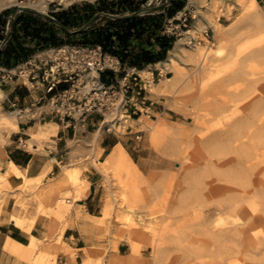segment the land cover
<instances>
[{"label":"rangeland","instance_id":"obj_1","mask_svg":"<svg viewBox=\"0 0 264 264\" xmlns=\"http://www.w3.org/2000/svg\"><path fill=\"white\" fill-rule=\"evenodd\" d=\"M19 1L24 4L39 3V0ZM163 3L165 0H153L151 4ZM192 3L196 9L194 12L191 10V23L187 29L180 31L182 35L176 37V41L180 38L186 40L183 46L188 54H192L193 48L187 44L191 35L198 37L196 45L206 44V37L211 42L208 45L215 48L216 32L210 21L218 23L229 31L232 40L226 43L223 55L229 58L221 62L223 66L215 62L212 73L231 77L237 70L242 75L239 79H242L228 84V95H210L204 99L199 91L198 67L185 58L178 59L175 66L181 69L179 64H182L185 67L179 79L168 83L170 89L163 95L164 113L151 117L146 115L165 127L181 124L192 130L183 161L168 138L162 135L154 137L141 130L138 123H128L126 129L121 126L109 130L110 122H106L97 147H89L96 131L83 133L75 139L80 140L76 157H71L68 141L67 147L62 148V158L55 172L49 177V173L43 175L45 168L39 174L34 169L29 171L31 177L39 179L31 191L9 193L7 201L0 193V202L12 203L15 207V210L7 211L0 204V217L5 220L12 216L38 220L36 227L42 233V240H38L33 264H58L59 252L68 255L77 253L67 246L60 249L56 244L61 230L72 225L70 220L71 212L76 208V202H73L76 188L69 184L57 189L64 204L61 207L48 205V209L39 206L36 194L50 186L64 166L86 167L84 176L87 177L89 171H94L92 159H104L99 157V147H102L106 137L126 148L139 166V171L125 167L118 168L109 177L100 173V207L96 215L104 216L103 204L107 199L114 209L109 217L90 221L91 227L101 233L98 242L90 244L97 264H264V137L258 143L255 128L249 130L252 133L249 139L239 138L233 133L252 105L264 99V55L260 53L264 50V28L251 25L255 11L264 18V0H259L255 8H249L248 0H192ZM18 8L19 5L14 4L1 12ZM188 30L191 32L187 36L184 32ZM232 57H237L242 64L232 65ZM161 73L162 79L176 75L174 67L165 72L162 68ZM141 75L153 81L152 74ZM156 80L149 88L152 93H155L154 84L160 82ZM0 112L1 115L11 114L3 111L1 102ZM108 119L111 120L109 115ZM194 121L197 123L195 127ZM37 122L39 125L50 121ZM138 134L141 135L140 140L136 138ZM57 141L58 133L51 137V141L30 151L46 157L51 163L50 151L56 150ZM243 141H247L248 147L257 151L258 156L254 155L249 161L240 159L236 152ZM218 148L224 150L218 152ZM234 169L242 170V182L231 181L228 175ZM219 171L226 176H218ZM251 193L259 195L245 200V208L233 213L231 201L244 200ZM257 203L261 207L260 213L256 211ZM137 218L144 219V223L140 235L134 237L132 226ZM247 220H259L262 233L259 242L244 248L226 236L229 229L222 231L221 228L243 224ZM133 242L137 245L136 250ZM16 264L31 262L19 260Z\"/></svg>","mask_w":264,"mask_h":264},{"label":"bare ground","instance_id":"obj_2","mask_svg":"<svg viewBox=\"0 0 264 264\" xmlns=\"http://www.w3.org/2000/svg\"><path fill=\"white\" fill-rule=\"evenodd\" d=\"M17 4L20 8L24 7H31L37 11L42 13H46L47 10V1L39 0V3L36 4H24L19 0H0V12L7 6ZM259 5L257 0H248L249 8H255ZM253 23L251 25H257L258 27L264 28V18L260 16L256 11L252 14ZM211 26L215 29V39L217 47H210L208 45L209 40L205 37L206 44L196 45L192 48V54H188L185 50L183 44L186 41L184 38L178 39L175 43L173 48L169 51L168 60L163 62V72L167 71L168 68L174 67L176 71V75L174 77H165L160 80L159 83L154 84V92L156 94L164 95L170 89V85L168 84L172 80H177L182 75L185 65L179 64L181 69L175 66L178 63V59L185 58L189 63H193L198 68V80L199 82V91L202 97L208 98L211 96H220V95H228L229 88L228 84L233 82L234 80L239 79L242 75L234 71L231 77H222L218 74L212 73V67L214 66L215 62H220V66L222 65L221 62L226 61L229 56L226 58L224 55V50L226 49V43L230 42L231 34L229 31L224 30L223 27L218 25V23L210 21ZM191 31L184 32L185 35H189ZM212 45V44H211ZM236 46V45H235ZM234 50V49H233ZM189 51V50H188ZM190 52V51H189ZM234 52V51H233ZM244 52V51H243ZM242 52V53H243ZM191 53V52H190ZM261 54L264 55V50L260 51ZM230 55V54H229ZM260 55V54H259ZM235 56V55H234ZM233 56V57H234ZM231 58V60L233 59ZM243 59V58H242ZM242 64L241 61L233 59L232 65ZM227 65V64H226ZM217 67L219 65H216ZM223 66V65H222ZM140 73L152 74L146 70H141ZM242 73V72H241ZM242 79V78H241ZM239 79V80H241ZM197 81V80H196ZM152 83H154L152 81ZM196 84V83H195ZM194 84V85H195ZM249 89H247L248 91ZM250 91V90H249ZM5 97V93L0 90V102ZM198 97V96H197ZM245 114V116L241 119L242 121L238 123L233 133L235 136L239 138L247 137L248 139L252 135L249 131L251 128H255L254 134L256 141L258 143L262 142V138L264 137V99L261 101H257L256 104L252 105ZM18 116V112H11V114L1 115L0 112V144L5 145L9 136L17 132L19 130V123L21 121L20 117ZM124 119V124L122 125L124 129H126L128 123H138L141 126V130L148 131L152 136H159L162 135L163 138H168L170 143H168L175 147V150L178 154H180V160L183 161L186 159L184 156L187 152L189 147V139H190V132L192 131L187 125L178 124L176 126H169L165 127L160 123V121H152L149 119L148 115L143 114L138 119H129L126 116L122 117ZM22 122V121H21ZM106 122H111L110 119L106 120L104 123L102 122L96 132L93 134V139L91 144L89 143V147L94 148L97 147L99 141L102 137V133L104 132L103 126ZM197 123L194 121L193 127H195ZM59 125L54 122H49L45 124H39L35 128L29 130L30 139L24 141L23 143L26 145L27 149L29 150H36L38 145H42L45 142L51 141V137L56 136L59 130ZM123 130V129H122ZM124 132V131H123ZM80 140L71 139L69 140V148L70 154L72 158L76 157V150L79 149ZM260 145V144H259ZM225 146V145H223ZM99 157H101L103 148L99 147ZM228 148V147H227ZM219 150H224L222 148H218ZM258 152L252 151V148L248 147L247 141H243L241 144V148L236 152V155L242 159L247 160L253 159V156H258ZM254 157V159H255ZM57 161L54 157L51 159V163H49L44 170L43 175L46 176L52 170V163ZM157 162V161H156ZM187 165L185 162H183ZM58 164V163H57ZM92 167L94 171L101 173L105 177H109L111 173L115 172L118 168H132L133 171H139V166L134 162L131 155L128 153L126 148L121 144H117L107 156L103 160H96L92 159L91 161ZM86 167H81L78 165H67L64 166L62 172L55 178L50 186H47L45 190H40L36 194V200L39 202V206L45 209L51 206L61 207L64 204V201L58 195L59 188L65 185H72L76 188V193L73 197V202H77L86 198L88 190H89V180L86 176H84V172ZM89 170V168H88ZM242 170H232L228 176H230L231 181L234 183L242 182L243 178L241 176ZM225 173L221 171L217 172L218 176H226ZM244 176V175H243ZM38 178L31 177L29 175V169L27 167L22 168L17 165L14 161L10 160L8 163L2 164L0 163V193L2 198L4 197L7 201V197L9 193H16L20 192L25 194L26 192L31 191L37 184ZM258 193H251L248 197H245L244 200L239 201V199H235L231 201L230 207L233 209L231 210L233 213H237L240 210L244 209L245 200L247 201L248 198H257ZM257 200V199H256ZM255 200V202H256ZM259 200V199H258ZM257 200V201H258ZM6 201L0 202V204L4 207L7 211L15 210V207L12 203H7ZM49 205V206H48ZM75 205V204H74ZM256 206V205H255ZM66 210H69L68 207L64 206ZM114 206L112 202L107 199L104 201L103 204V217H97L94 215L89 214L87 211H84L82 206H76L75 211L71 212V217H76L80 219V217H86L90 221L97 220L98 218H107L110 216ZM261 207L259 203H257L256 211L260 213ZM1 218V217H0ZM10 222L15 224L17 227H20L24 231L28 233H32L33 229H35L38 220H25L23 218H18L16 216L10 217ZM144 219L137 218L136 223L132 226L133 227V235L134 237L140 235V231L143 228ZM231 227V228H230ZM67 227H64L61 230L59 238L57 239V247L61 249V247L67 246L71 248L66 241L64 240V232ZM222 231H229L226 232V236L232 240H234L235 244L240 245L244 248L249 247L252 245L253 242H259L261 239V224L259 220H255V222H251L249 220L245 221L243 224L238 225H228L221 228ZM238 237V239H236ZM38 239L35 236H31L30 243L27 247L29 252L34 251L37 247ZM132 246L134 250L137 249V245L133 242ZM56 247V248H57ZM55 248V250H56ZM73 249V248H71ZM54 250V249H53ZM84 262L83 264H97V260L93 253V247L84 248ZM120 261V260H119Z\"/></svg>","mask_w":264,"mask_h":264},{"label":"crops","instance_id":"obj_3","mask_svg":"<svg viewBox=\"0 0 264 264\" xmlns=\"http://www.w3.org/2000/svg\"><path fill=\"white\" fill-rule=\"evenodd\" d=\"M140 1L141 0H99L94 4L75 5L65 11L67 26L63 25L68 30L74 32L72 34L64 31L52 20L46 19L32 12H17V10L0 12V48L5 39L9 36L7 44L0 51V65L8 68L14 67L45 49L58 47L63 44L91 46L83 43V36L85 33H89L94 26L103 27L106 25V20L117 21L156 14L161 11L160 9L154 12H146L133 16L146 8L160 5L151 4L153 0H149L146 5H143V7L139 9ZM194 9H196V7L193 5L192 0H188L184 10H192L194 12ZM46 14L59 22L57 13L48 12ZM81 29L83 30L80 31ZM145 38L147 41L148 32L146 33ZM136 44H138V42H136ZM164 61L148 65L145 68L148 71L151 70L154 83L157 81L156 79L159 81L162 79L160 76L163 77L161 67L163 66ZM125 69H133L141 72V70L133 67H126ZM103 75L107 81L110 82L111 79L118 78L121 73L106 71ZM21 82L22 80L19 79L6 81L0 84V90L5 93V97L1 102L3 111L10 113L14 112V104L18 105L17 109L33 105V110L40 111L42 114L34 120H30L26 116H16L20 117L22 122L20 121L19 123V130L9 136L6 144H0V163L5 164L12 160L20 167H27L29 171L34 169V172L39 174L49 164L50 160L44 156L36 154L34 151H30L23 142L30 138L29 130L35 128L38 123L37 121L40 123L43 121L54 122L57 123L60 128L58 130L56 150L50 151V159L54 157L57 161L52 163L53 168L47 176L49 177L55 172V169L58 166L57 163L62 158V148L67 147L68 141L71 139H77V137L83 135V133L96 131V128L99 127L102 122V118L98 114H92L87 118V123L84 128L79 125L74 126V124L60 119L52 112L49 102V99L52 96L51 94H47L43 90L35 91L27 85L21 86ZM144 98L147 100L146 104L144 106L140 103L137 105L138 108L143 109V114H148L151 117L164 113L165 105L163 95L152 93L148 88L146 93H144ZM131 107L133 108V106ZM117 144L112 143L111 140L106 137L102 145L103 152L101 157L105 158L112 149L111 147H114ZM87 178L89 180L87 196L85 199L80 200L81 202H76L75 207L82 206L84 211L97 216L96 213H99L98 208L100 207L99 203L101 195V189L99 186L100 173L97 171H89ZM70 222L72 225L66 228L64 232V240L71 248L76 250L77 253L68 255L59 252L58 264H83V249L90 247L91 243L98 242L101 233L96 228L91 227L90 220L86 217H81L80 219L71 217ZM37 228L39 227H35L32 233H28L11 223L10 217L9 220H5L1 217L0 264H16L19 260H26L33 264L36 252L35 250L29 252L27 247L32 235L38 240H42V233Z\"/></svg>","mask_w":264,"mask_h":264},{"label":"built area","instance_id":"obj_4","mask_svg":"<svg viewBox=\"0 0 264 264\" xmlns=\"http://www.w3.org/2000/svg\"><path fill=\"white\" fill-rule=\"evenodd\" d=\"M45 1L47 13H58L78 4H94L99 0ZM192 18L190 10L179 12L166 24V33L174 37L182 35L180 31L189 27ZM197 42L198 37L191 35L187 44L194 47ZM106 71L121 75L108 83L103 80ZM19 79L22 80L21 86L27 85L35 91L43 90L51 94V110L60 119L84 128L90 115H100L103 123L109 115V130L121 127L124 124L123 116L132 119L143 114V109L137 105L146 104L144 93L152 83L136 70L122 69L118 58L105 54L101 46L79 44L45 49L11 68L0 65V84ZM152 80L154 82L153 75ZM13 107L18 116H26L30 120L42 114L33 110V105L22 109H17V104ZM136 138L140 140L141 135L138 134Z\"/></svg>","mask_w":264,"mask_h":264},{"label":"trees","instance_id":"obj_5","mask_svg":"<svg viewBox=\"0 0 264 264\" xmlns=\"http://www.w3.org/2000/svg\"><path fill=\"white\" fill-rule=\"evenodd\" d=\"M187 1L170 0V5L156 14L117 21L106 20V25L103 27L94 26L89 33H85L83 43L101 46L105 54L120 60L122 69L133 67L145 70L148 65L166 60L176 37L168 35L165 26L169 20L174 19L179 12L184 10ZM147 2L149 0H141L139 9ZM57 14L59 22L67 26L65 11ZM103 80L108 82L104 75Z\"/></svg>","mask_w":264,"mask_h":264},{"label":"water","instance_id":"obj_6","mask_svg":"<svg viewBox=\"0 0 264 264\" xmlns=\"http://www.w3.org/2000/svg\"><path fill=\"white\" fill-rule=\"evenodd\" d=\"M169 5H170V0H165V3L160 4V5H157V6H154V7L146 8V9H144V10H142V11H140V12L134 14L133 16H137V15H140V14H142V13H146V12H154V11H157V10H160V9H163V8H166V7H168ZM19 11H28V12H32V13H35V14H37V15H39V16H42V17H44V18H46V19H50V20H52L53 22H55L57 25H59V27L62 28V29H63L64 31H66L67 33H70V34L74 33V32H72V31L68 30L66 27H64L63 25H61L58 21H56L54 18H52L51 16H49V15L46 14V13H42V12H40V11H37V10L32 9V8H29V7H24V8H20V7H19V8L17 9V12H19ZM17 12H16V13H17ZM82 30H83V29H81L80 31H82ZM8 40H9V36L5 39V41H4L3 45H2V47L0 48V51H1V50L3 49V47L7 44Z\"/></svg>","mask_w":264,"mask_h":264}]
</instances>
